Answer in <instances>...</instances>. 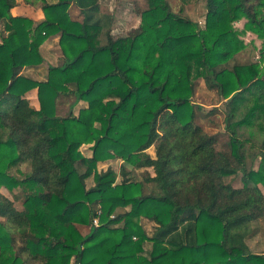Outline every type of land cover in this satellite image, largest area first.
<instances>
[{
    "label": "trees",
    "instance_id": "trees-1",
    "mask_svg": "<svg viewBox=\"0 0 264 264\" xmlns=\"http://www.w3.org/2000/svg\"><path fill=\"white\" fill-rule=\"evenodd\" d=\"M25 2L40 3V22L0 0V190L13 195L0 192V264H264L248 244L264 219V47L260 62L240 63L234 29L244 19L264 41V0H206L204 27L147 0L141 25L117 39L99 0ZM55 35L60 64L45 81L24 75ZM199 80L222 100L229 149L197 122ZM113 159L124 177L153 174L116 183L114 170H97ZM142 217L156 223L152 236Z\"/></svg>",
    "mask_w": 264,
    "mask_h": 264
},
{
    "label": "rangeland",
    "instance_id": "rangeland-1",
    "mask_svg": "<svg viewBox=\"0 0 264 264\" xmlns=\"http://www.w3.org/2000/svg\"><path fill=\"white\" fill-rule=\"evenodd\" d=\"M20 4L18 7L13 9L12 13L16 16H24L30 19L35 20V22H40L39 19H42L43 13L40 9V3L35 5H30L25 2V0H19ZM101 5L102 14H109L114 16L112 24V32L114 37L120 38L127 36L132 30L136 29L141 25L142 17L141 12L146 4L147 0H99ZM172 9L175 12L180 13L182 16L193 20L200 24L201 27H204L206 24V0H190V3H185L184 0H168ZM68 14L71 20L73 21H82L83 15L80 9L71 4L68 9ZM246 20H240L234 23V29L238 32L239 38L244 42L246 48L237 55V59L240 63H255L260 62L261 59V50L264 47V41L260 39L256 34L245 29ZM5 26L0 24V40L2 41L3 37L7 35ZM46 45L45 50L43 51L45 56L44 63L40 67H36L34 74L27 75L36 80L47 79L48 68L49 66H58L62 58V49L59 44V35L51 36L45 40L41 47ZM61 55V57H60ZM60 57V58H59ZM59 58V59H58ZM39 70V71H38ZM38 71V72H37ZM32 92V91H31ZM30 92V93H31ZM31 104L33 107L39 108V97L38 94L34 93L30 95ZM193 102L197 105L203 107L201 111L198 112L197 122L204 128V130L209 134H218L220 144L229 149V136L225 132L224 124V114L221 111L222 100L217 95L215 91L209 90L203 80H199L198 86L196 89V94L193 98ZM68 104V103H67ZM88 105L85 102H81L75 110V114H79L81 109L87 108ZM251 144H247L249 148ZM91 145H83L81 152L86 157H91ZM149 153H152V148L148 150ZM123 164L120 159L108 160L105 162H99L97 164V170L99 172H104L108 169H112L117 173L116 183H121L124 178L131 181H141L148 176V174H153L151 168L146 169H133L128 173V176L124 177L121 172V165ZM260 160L258 159L255 168L258 169ZM23 169H26L23 166ZM87 188L92 189L95 187V181L91 178L86 181ZM235 187H242V182L240 178L235 182ZM6 189V188H2ZM1 189V190H2ZM262 192L264 193V187L261 186ZM7 190V189H6ZM5 190V191H6ZM13 199V196H12ZM16 207L19 209L22 208V202H16ZM2 224H7V221L4 220L0 222ZM140 225L146 232L148 236H152L156 223L142 217L140 219ZM82 228V227H81ZM86 228V231L89 227ZM253 234L250 236L248 244L251 250L254 253H264V219L259 220L253 224ZM83 232L84 233L87 232ZM151 243L146 244V248L150 249ZM72 264H75L72 262Z\"/></svg>",
    "mask_w": 264,
    "mask_h": 264
},
{
    "label": "crops",
    "instance_id": "crops-1",
    "mask_svg": "<svg viewBox=\"0 0 264 264\" xmlns=\"http://www.w3.org/2000/svg\"><path fill=\"white\" fill-rule=\"evenodd\" d=\"M14 15H15V14H14ZM43 17H44V15L42 16V19H43ZM42 19H39V21L42 20ZM83 19H84V16H83ZM78 22H83V20H82V21H78ZM111 29H112V28H111ZM111 31H112V30H111ZM112 35H113V32H112ZM113 36H114V35H113ZM114 38H115V37H114ZM0 42H1V40H0ZM44 48H46V45H44V46L41 47L40 49H42V50H41V54H43V55L45 56V54H44V52H43V51L45 50ZM60 57H61V55H60ZM60 57H59V58H60ZM45 58H47V57L45 56ZM59 58H58V59H59ZM35 70H36L35 68H30V69L28 68V69H25V70H24L23 74L26 75V76H27L28 74L31 75V74H34ZM38 71H39V70H38ZM38 71H37V72H38ZM45 80H47V79L45 78V79H43V80H41V81H45ZM33 92L37 94V90H33L31 93H28V94H27V98L30 100V104H31V100H32V99H30V98H31L30 95L33 94ZM31 106H32V104H31ZM32 107H33V106H32ZM34 108H36V107H34ZM39 108H40V107H39ZM39 108H36V109H39ZM5 190H6V189H5ZM5 190L2 189V190H0V192H1L3 195H5L6 197H8L9 199H12V196H13L12 193H10L8 190H6V191H5ZM4 220H5V219L0 218V222H3ZM85 231H86V228H83V227H82V228H81V232L83 233V232H85ZM86 232H87V233H84L85 235L88 234L89 229H88Z\"/></svg>",
    "mask_w": 264,
    "mask_h": 264
},
{
    "label": "built area",
    "instance_id": "built-area-1",
    "mask_svg": "<svg viewBox=\"0 0 264 264\" xmlns=\"http://www.w3.org/2000/svg\"><path fill=\"white\" fill-rule=\"evenodd\" d=\"M94 223H95V225H98V223H99L98 219H95Z\"/></svg>",
    "mask_w": 264,
    "mask_h": 264
}]
</instances>
